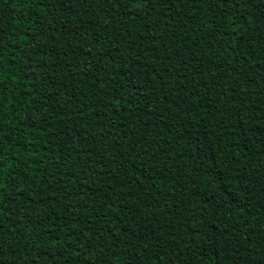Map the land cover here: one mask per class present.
Returning <instances> with one entry per match:
<instances>
[{
  "label": "trees",
  "instance_id": "obj_1",
  "mask_svg": "<svg viewBox=\"0 0 264 264\" xmlns=\"http://www.w3.org/2000/svg\"><path fill=\"white\" fill-rule=\"evenodd\" d=\"M0 264H264V0H0Z\"/></svg>",
  "mask_w": 264,
  "mask_h": 264
}]
</instances>
